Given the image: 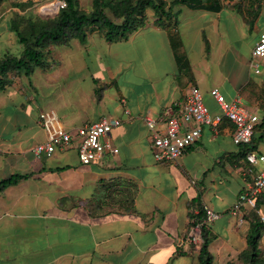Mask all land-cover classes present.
<instances>
[{
    "label": "crops",
    "instance_id": "obj_1",
    "mask_svg": "<svg viewBox=\"0 0 264 264\" xmlns=\"http://www.w3.org/2000/svg\"><path fill=\"white\" fill-rule=\"evenodd\" d=\"M202 1L216 9L173 6L168 29L147 10L145 25L126 39L106 45L91 33L85 44L74 40L77 49L94 52L91 62L102 77L94 84L102 89L99 100L92 87L87 86L90 97L79 90L80 112L38 108L28 81L10 76L12 83L0 90V181L29 176L0 192V264H199V251L178 243L203 206L220 215L205 229L212 264H243L238 256L247 247L249 209L237 216L229 210L251 180L246 170L254 173L260 165L245 163L241 151L246 148L232 142L234 126L225 120L216 130L204 127L182 157L158 164L144 124L145 117L157 120L165 107L184 99L190 87L200 90L212 114L219 113L210 96L217 89L262 121L264 64L255 74L249 61L264 29V11L253 0ZM13 38L0 29V49L11 45L18 54ZM107 46L115 68L100 58ZM27 97L35 113L27 112ZM12 109L18 111L15 117L6 113ZM42 111H53L71 131L118 118L120 127L109 135L118 153L87 166L79 163L75 149L37 158L33 149L46 140L37 120ZM260 134L254 149L264 155V129L254 138ZM259 212L264 216V206Z\"/></svg>",
    "mask_w": 264,
    "mask_h": 264
},
{
    "label": "built area",
    "instance_id": "obj_2",
    "mask_svg": "<svg viewBox=\"0 0 264 264\" xmlns=\"http://www.w3.org/2000/svg\"><path fill=\"white\" fill-rule=\"evenodd\" d=\"M56 2L55 14L65 7L64 0ZM224 4L238 3L243 0H221ZM264 11V0H253ZM264 64V29L260 31L254 44L249 65L255 74ZM210 96L219 107L218 114H212L203 103L199 89L190 87L184 99L165 107L159 119L144 118V124L149 132L150 150L155 163L168 164L182 157L186 151L196 143L202 129L208 127L216 130L223 121L234 126L232 142L235 146L248 147L251 144L255 128L260 123L259 117L246 108L238 99L227 101L217 89L210 90ZM123 114L128 116L127 110ZM38 123L44 130L46 140L37 144L33 153L37 158H50L56 152H66L75 149L77 159L82 165L99 164L108 156H114L118 150L110 142V133L120 127L118 118L104 117L96 122L83 125L75 130H66L53 111H42L38 114ZM244 161L249 167L260 165L253 173L248 168L246 174L250 181H246L235 203L229 210L231 216H237L242 209L255 210L257 199L264 191V155L256 150L245 152ZM204 218L197 221L190 219L188 230L179 240L178 245H188L199 251L203 243V232L206 227L220 216L210 208L203 206ZM260 221L264 223V216L256 210Z\"/></svg>",
    "mask_w": 264,
    "mask_h": 264
},
{
    "label": "trees",
    "instance_id": "obj_3",
    "mask_svg": "<svg viewBox=\"0 0 264 264\" xmlns=\"http://www.w3.org/2000/svg\"><path fill=\"white\" fill-rule=\"evenodd\" d=\"M65 7L60 9L57 15L49 21L27 19L24 28L21 30L19 21L12 20L9 23L10 31L15 35L17 44L20 46L18 54L8 52L0 56V90H3L11 82L10 74L13 76H25L29 78L35 69H46L45 49L48 45L68 46L71 41L77 40L85 44L88 31L96 30L101 34L106 43H116L126 39L129 34L137 31L145 25L146 11L151 10L156 18L158 26L170 28V21L173 17V6L185 5L190 9L215 10L207 7L202 0H171L166 3L164 0H91V11L86 13L79 8L78 0H64ZM18 8L23 9V5ZM108 11L113 16L111 20L106 14ZM24 21V18H19ZM175 24V23H174ZM172 47H178L176 38L171 40ZM207 50V42H205ZM102 89L97 88L96 100L100 99ZM264 129V116L258 127L255 128L251 144L241 151L244 157L246 151L255 150L254 144L263 137L260 134L254 138L258 130ZM61 170V169H60ZM29 175H11L0 181V192L10 186L16 185ZM264 206V197L257 199L256 209L249 210L246 218L249 229L246 236V249L240 253L238 259L243 264H264L259 242L264 233V223L260 221L256 210ZM204 218L202 207L197 215L190 219L197 221ZM203 243L198 252L199 264H212V257L208 252L209 239L204 230ZM232 264V263H227Z\"/></svg>",
    "mask_w": 264,
    "mask_h": 264
},
{
    "label": "rangeland",
    "instance_id": "obj_4",
    "mask_svg": "<svg viewBox=\"0 0 264 264\" xmlns=\"http://www.w3.org/2000/svg\"><path fill=\"white\" fill-rule=\"evenodd\" d=\"M51 3H53V0H0V29H8L10 31L9 23L12 20L19 21L21 30L24 28L27 19L51 20L57 14L50 17L47 13L44 14L39 11L40 8ZM78 4L80 10L86 13L91 11V0H78ZM19 5H23L24 8H18ZM105 14L114 21L110 12L105 11ZM19 18H24L25 20L20 21ZM91 33L101 36L96 30L88 31V35ZM11 34L14 37L13 39H16L12 32ZM8 46L5 50L0 49V56L8 52H14L15 54V47ZM45 51V59L48 65L46 69L42 70L37 68L29 78L22 76L23 78L21 79L22 83L28 81L29 93L34 96L33 103L42 110H53L57 114H61V112L71 113L72 111L80 112V109L84 107L82 105L84 101L79 96V90L86 92L88 91L87 86L96 90L97 87L94 85L96 79L102 78L100 75L101 72L91 62L95 58L94 52L92 50L86 52L83 49L81 50V48L77 49L75 41H71L68 46H54L50 44L46 47ZM109 52L107 46L103 51L101 50L100 58L109 64V66L115 68L117 65L112 61L114 57ZM10 76L12 77L13 75L10 74ZM86 93L89 97L91 96L90 92ZM92 97H96L95 93L92 94ZM26 105L28 113H35L34 111L38 110L32 108L28 103V97L26 98ZM97 105L96 103L95 109L100 110V106L97 107ZM89 109H92V107H89ZM6 113H11L12 117H15L18 111L16 109L6 110ZM260 247V253L263 257L264 233L260 238Z\"/></svg>",
    "mask_w": 264,
    "mask_h": 264
},
{
    "label": "bare ground",
    "instance_id": "obj_5",
    "mask_svg": "<svg viewBox=\"0 0 264 264\" xmlns=\"http://www.w3.org/2000/svg\"><path fill=\"white\" fill-rule=\"evenodd\" d=\"M55 10H56V3L53 2L51 4H47L45 6H43L42 8H40V12L42 13H51L52 15L55 14Z\"/></svg>",
    "mask_w": 264,
    "mask_h": 264
}]
</instances>
